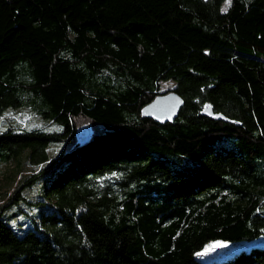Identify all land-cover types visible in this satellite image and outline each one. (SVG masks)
<instances>
[{
    "label": "trees",
    "instance_id": "1",
    "mask_svg": "<svg viewBox=\"0 0 264 264\" xmlns=\"http://www.w3.org/2000/svg\"><path fill=\"white\" fill-rule=\"evenodd\" d=\"M170 90L173 122L142 116ZM18 110L42 122L0 124V264H264V0H0Z\"/></svg>",
    "mask_w": 264,
    "mask_h": 264
},
{
    "label": "rangeland",
    "instance_id": "2",
    "mask_svg": "<svg viewBox=\"0 0 264 264\" xmlns=\"http://www.w3.org/2000/svg\"><path fill=\"white\" fill-rule=\"evenodd\" d=\"M172 82H165L164 88H171ZM8 120L9 122L18 123L20 125H30L34 123H40L39 119H36L34 114L28 110L24 111H13L7 114H0V124ZM15 163L12 164H3L0 166V203L3 202L4 198L7 196V193L11 192L14 185L12 172L15 169ZM32 170L30 166L24 168L23 173ZM19 178V176L17 177ZM253 241H246L242 243H232L223 240L211 241L205 247V249L199 254V256L206 260H217L218 258L223 257L228 253L238 251L243 248H248Z\"/></svg>",
    "mask_w": 264,
    "mask_h": 264
},
{
    "label": "water",
    "instance_id": "3",
    "mask_svg": "<svg viewBox=\"0 0 264 264\" xmlns=\"http://www.w3.org/2000/svg\"><path fill=\"white\" fill-rule=\"evenodd\" d=\"M184 104V99L175 90L160 93L153 101L148 103L142 109V116L152 118L159 123L173 122L180 114ZM202 114L212 119H221L230 121L221 112H216L212 106L206 105ZM94 129L91 122H86L77 127L75 138V147L82 146L89 142L93 136Z\"/></svg>",
    "mask_w": 264,
    "mask_h": 264
}]
</instances>
